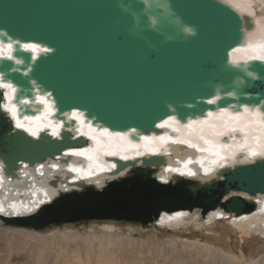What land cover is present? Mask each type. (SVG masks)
Returning <instances> with one entry per match:
<instances>
[{
	"label": "water",
	"instance_id": "1",
	"mask_svg": "<svg viewBox=\"0 0 264 264\" xmlns=\"http://www.w3.org/2000/svg\"><path fill=\"white\" fill-rule=\"evenodd\" d=\"M243 25L248 28L251 22L220 0H0V41L52 49L32 60L30 52L17 46L13 55L21 64L0 57V81L17 88V116H36L28 105L41 103L30 101L38 93H50L46 98L56 109L50 117L64 123L59 138L49 130L33 137L16 128L2 106L0 88L4 174L13 178V169L23 162L34 166L85 144L87 138L71 134L75 123L65 117L74 108L96 129L136 128L133 142H139L142 132H159L155 124L168 115L186 122L225 107L233 113L245 104L264 110V65L227 63V53L243 42ZM230 91L235 94L227 95ZM214 96L220 99L208 104ZM149 155L141 165L106 156L116 162L109 173L130 166L128 174L103 188L80 180L79 189L60 192L31 214L1 219L37 230L86 221L146 226L162 212L177 210L192 214L198 209L204 218L220 206L225 213L239 214L254 203L233 195L224 201L226 191L264 192V159L222 167L217 172L221 179L207 183L173 174L165 183L150 167L163 164L164 156ZM50 182L56 184L57 178Z\"/></svg>",
	"mask_w": 264,
	"mask_h": 264
},
{
	"label": "bare ground",
	"instance_id": "2",
	"mask_svg": "<svg viewBox=\"0 0 264 264\" xmlns=\"http://www.w3.org/2000/svg\"><path fill=\"white\" fill-rule=\"evenodd\" d=\"M220 1L251 22L248 28L244 25L242 27L243 42H247L249 32L255 34V39L260 38L261 32H264V0H251V3L249 0ZM1 92L4 93V96L6 93L11 94L9 89L1 88ZM39 95L42 94L38 93L30 102H38ZM49 102L52 103L51 100ZM7 103L8 100L4 98L2 105ZM28 107L35 110L36 116L16 117L26 127H41L44 130H49L50 133L51 128L46 126L50 122H60L54 121L50 116H44L45 106L43 104L37 107L34 103H30ZM216 111L218 110L213 112ZM10 116L12 117L11 114ZM37 117L40 119L36 120ZM65 117L68 119L66 115ZM197 118L202 117L189 119ZM12 120L15 123L13 117ZM186 122H181V124ZM74 123L75 127L71 134L82 136L75 131L81 125L76 121ZM91 127L96 129L92 125ZM83 130H88L87 124L83 126ZM96 130L94 134L98 135L100 129ZM165 133L173 137L179 135L171 129H160L159 132H142L143 135L148 136ZM234 136L236 141L243 139L239 132ZM83 137L87 138L85 144L72 147H95L93 140L86 136ZM100 138L107 140L106 137ZM139 142L142 143L140 140ZM234 142L231 136L219 138L221 144ZM140 151L143 153L140 156L135 154V150L127 152L129 159L136 160L138 165L142 164V158L150 157V153L164 156L163 164L156 167L152 164L150 166L155 168V176L161 182L172 181L171 173L177 176L181 175L179 172L166 171L170 168H179L181 171L191 169L195 173L194 176H181L182 178L196 179L198 183L221 179L217 175L218 170L222 168L219 164L210 165L212 171L206 174L200 164L196 163L198 158L205 157V164L209 166L208 161L213 158L211 153L197 152L186 145L172 143L160 146L155 152L147 151L144 148H141ZM244 155L245 153H237L235 160L229 158L223 168L247 164L238 162L244 159ZM106 156L121 158L120 154L101 153L98 154L94 162H90L86 157L69 156L67 161L61 164L57 163V159L48 158L44 162L38 163L45 166L41 172L35 171L38 164L23 167V162L13 169L15 176L11 179L6 177L3 164L0 163V204L5 209L4 212H0V222L3 221L1 217L5 215L21 216L39 210L42 204L52 202L60 192L79 189L80 180L90 183L96 188H103L107 181L128 174L130 166H126L119 172L109 173L112 170V165H116V162L113 159H107ZM186 160L192 161L187 165V168L184 166ZM90 163H93L91 169L89 168ZM52 164H56L57 167H50ZM69 164L82 170L79 172L69 171ZM96 164L100 167H96ZM55 178H57L56 184L51 183L50 180H55ZM232 195L239 196L244 201H251L254 206L239 214L225 213L218 206L208 210L204 218L199 216L198 209H195L192 214H188L184 210L162 212L159 219L146 225L148 229L133 223H122L121 226H116L114 221H87L79 228H75V224L53 225L41 230L0 223V264H16V260L21 257V251L22 264H28L29 260L30 264H264V192L250 194L245 190L230 189L225 192L223 200H227ZM12 204L17 206L15 212L18 214H13V209L10 207ZM27 208H31L32 211H26ZM177 214L182 215L177 216ZM170 216L174 218L169 220ZM136 233L138 234L135 235Z\"/></svg>",
	"mask_w": 264,
	"mask_h": 264
},
{
	"label": "snow or ice",
	"instance_id": "3",
	"mask_svg": "<svg viewBox=\"0 0 264 264\" xmlns=\"http://www.w3.org/2000/svg\"><path fill=\"white\" fill-rule=\"evenodd\" d=\"M147 3V0H143ZM251 3V0H249ZM254 33L249 32L247 42L238 43L237 46L231 48L227 53V63L233 66H239L240 64H249L252 61H258L264 65V32H261L260 38L255 39ZM21 48L25 52L31 53V59H37L40 53L50 52L52 49L42 47L39 43L25 42L21 43L19 40L11 41L4 44L0 41V57L15 60L17 64L23 63L22 60L16 59L13 52L16 47ZM240 54V55H237ZM252 76V73H248ZM0 88L9 89L11 94H5V99L8 103L2 105L5 111L9 112L15 120V126L18 129H23L33 137H38L40 131L44 130L41 127H26L19 119H17V105L13 102L15 100V94L17 88L12 83L0 82ZM234 92H228L227 95H234ZM50 93L45 95H39L37 101L45 106L44 116H51L55 111L53 103H50L46 98L50 96ZM220 99L219 96H214L207 101L208 104H216ZM21 103H28L27 100L20 101ZM264 103V102H262ZM69 120L79 122L80 128L75 129L80 135L88 137L95 142V147L90 148H68L64 152V156H79L86 157L90 162H94L97 159L98 154L117 155L120 154L122 159H129L127 152L135 150L137 156L142 155L140 151L144 148L147 151L155 152L162 145L168 143L186 145L188 148L195 149L201 153H211L213 157L208 161L209 166L205 164V157L197 159L196 163H199L203 171L207 174L212 171L210 165L219 164L220 167L224 166V163L232 158L235 160L237 153H245L244 159L238 161L239 163H254L258 158L264 159V110H261L259 105L249 107L247 104L243 105L242 112L232 113L227 107L221 108L216 112L208 111L206 116L197 119H189L186 123L181 124L180 120L175 115H168L167 118L161 119L159 123L155 124L158 129H171L173 132L179 133L178 136L173 137L167 133L163 135H145L140 137L141 142H133L130 137L137 134V129L132 128L129 131L124 132H110L108 128H101L98 135H95L96 129L91 127V120L87 119L85 113L77 109H73L70 113L65 114ZM40 118L37 117L36 120ZM87 124L88 130L84 131L83 126ZM46 127H50V135L52 137H60L61 129L64 127V123H49ZM241 133L243 139L241 141L235 140V133ZM224 136H231L234 143H219V138ZM100 137H106L107 140H103ZM203 145V146H202ZM192 163L191 160L184 162L185 168ZM93 163L89 164L91 169ZM96 167L100 165L96 164ZM27 167V165H25ZM45 166L40 164L36 167V172H41ZM52 168H56V164L50 165ZM114 168L115 165H112ZM69 171L79 172L82 169L75 168L71 164L68 165ZM166 171L179 172L181 175L194 176L195 173L188 169L187 171H181L179 168H170ZM10 207L15 212L16 205L12 204ZM5 209L0 204V212H4ZM26 211L31 212V208H27ZM182 214H177V216ZM174 217H168L169 220Z\"/></svg>",
	"mask_w": 264,
	"mask_h": 264
},
{
	"label": "rangeland",
	"instance_id": "4",
	"mask_svg": "<svg viewBox=\"0 0 264 264\" xmlns=\"http://www.w3.org/2000/svg\"><path fill=\"white\" fill-rule=\"evenodd\" d=\"M4 216V215H3ZM6 217H11L12 215H5ZM87 222V221H86ZM98 222H101V221H98ZM111 222H113V221H111ZM0 223H2L3 225H5L6 224V222H4V221H1ZM84 222H79V223H70V224H75V228H79V227H81V225L83 224ZM114 223V225H116V226H121L122 225V223H120V222H113ZM7 224H9V225H14V223L12 222V223H7ZM83 225H85V224H83ZM17 226H19V225H17ZM141 226V225H140ZM142 228H144V229H148V226H141ZM29 228V227H28ZM30 228H32V227H30ZM34 229V228H33ZM145 232V231H144ZM138 233H136L135 235H137ZM20 255H21V257L18 259V260H16V264H22V251H21V253H20ZM11 259V258H10ZM12 259H13V257H12ZM14 262H15V259L13 260ZM28 264H30V260H29V262H28Z\"/></svg>",
	"mask_w": 264,
	"mask_h": 264
}]
</instances>
